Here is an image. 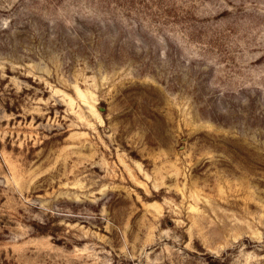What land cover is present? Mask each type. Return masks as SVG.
Returning a JSON list of instances; mask_svg holds the SVG:
<instances>
[{
	"label": "rangeland",
	"instance_id": "374dc122",
	"mask_svg": "<svg viewBox=\"0 0 264 264\" xmlns=\"http://www.w3.org/2000/svg\"><path fill=\"white\" fill-rule=\"evenodd\" d=\"M0 264H264V0H0Z\"/></svg>",
	"mask_w": 264,
	"mask_h": 264
}]
</instances>
